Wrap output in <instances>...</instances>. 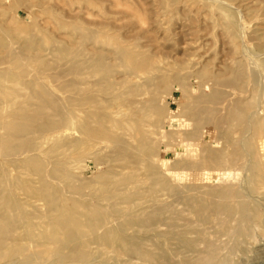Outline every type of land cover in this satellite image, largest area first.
I'll list each match as a JSON object with an SVG mask.
<instances>
[{
    "label": "rangeland",
    "instance_id": "rangeland-1",
    "mask_svg": "<svg viewBox=\"0 0 264 264\" xmlns=\"http://www.w3.org/2000/svg\"><path fill=\"white\" fill-rule=\"evenodd\" d=\"M178 261L264 264V0H0V264Z\"/></svg>",
    "mask_w": 264,
    "mask_h": 264
},
{
    "label": "bare ground",
    "instance_id": "bare-ground-1",
    "mask_svg": "<svg viewBox=\"0 0 264 264\" xmlns=\"http://www.w3.org/2000/svg\"><path fill=\"white\" fill-rule=\"evenodd\" d=\"M5 59H6V58H5ZM67 70H68V68H67ZM57 71H58V70H57ZM59 71H61V70H59ZM68 72H69V70H68ZM56 73H57V72H56ZM58 74H60V73H58ZM61 74H62V73H61ZM230 76H231V75H230ZM240 80H241V79H240ZM240 80H239V81H240ZM236 82H237V81H236ZM216 83H217V82H216ZM235 86H236V85H235ZM210 87H211L212 89H214V91H215V93H216V94H215V93H214V94L217 96L216 100H215V101L213 100V102L215 103V104H213V105H215L216 108H217V105L220 106L221 103H223V101L226 100V97H229V100L232 99L233 102L236 100V98L234 97V94H235V90H237V86L234 87V85H233L232 82H230V83L225 82V83H224V81H223V83L212 84V85H210ZM59 89H60V88H59ZM208 89H209V88H208ZM211 91H212V90H211ZM203 94H204V93H203ZM205 95H206V94H205ZM207 95H208V94H207ZM208 96H209V95H208ZM232 96H233V97H232ZM235 96H236V95H235ZM206 97H207V96H206ZM206 97H205V98H206ZM209 100H210V99H209ZM229 100H228V101H229ZM206 102H207V100H206ZM211 102H212V101H211ZM226 102H227V100H226ZM201 103H202V102H201ZM228 103H229V102H228ZM234 103H237V101L234 102ZM234 103H233V104H234ZM202 104H203V103H202ZM205 104H206V103H205ZM230 104H231V102H230ZM207 105H209V104H207ZM207 105H206V106H207ZM226 105H227V103H226ZM228 105H229V104H228ZM234 105H235V104H234ZM236 105H237V104H236ZM203 106H205V105L203 104ZM237 106H238V105H237ZM195 107L199 108V106H195ZM200 107H202V106H200ZM209 107H210V106H209ZM213 107H214V106H212V109L215 108V107H214V108H213ZM222 107H223V105H222ZM224 107H225V105H224ZM228 107H229V106H228ZM204 108H205V107H204ZM204 108L202 107L201 112H202V110H203ZM216 108H215V109H216ZM192 109H193V107H192ZM192 109H191V112H193ZM215 109H214V110H215ZM205 110H208V109L205 108ZM199 111H200V110H199ZM199 111H197L198 113H196V109H195L194 112L198 115V114L200 113ZM208 111H209V110H208ZM208 111H207V112H208ZM216 111H218V110H216ZM220 111H221V110H220ZM228 111H229V110H228ZM203 112H204V111H203ZM203 112H202V113H203ZM189 113H190V111H189ZM214 113H216V112H214ZM204 114H205V113H204ZM207 114H209V113H207ZM207 114H206V115H207ZM212 115H213V114H212ZM191 116H193V115H191ZM191 116H190V117H191ZM235 116H237V115H235ZM245 116H246V115H245ZM193 117H194V116H193ZM195 117H196V116H195ZM195 117H194V118H195ZM203 117H204V116H203ZM204 118H205V117H204ZM213 118H214V117H213ZM230 118H232V117L230 116ZM225 119H226V118H225ZM227 119H228V118H227ZM194 120H195V119H194ZM199 120H200V119L197 120L198 123H199ZM204 120H205V119H204ZM207 120L209 121V119H207ZM195 121H196V120H195ZM197 121H196V122H197ZM200 121H201V120H200ZM208 121H207V122H208ZM222 121H223V120H222ZM203 122H205V121H202L201 123H203ZM202 126H203V125H202ZM206 126H207V125H206ZM199 127H200V126H199ZM209 127H210V126H209ZM194 130H195V129H194ZM197 130H198V129H197ZM195 131H196V130H195ZM199 132H200V131H199ZM242 133H243V132H242ZM207 136H208V134H207ZM191 138H192V137H191ZM188 139H189V138H188ZM203 139H204V138H203ZM185 140H186V139H185ZM199 140H200V139H199ZM186 141H187V140H186ZM230 144H231V143H230ZM230 144H229V145H230ZM256 146H257V145H256ZM257 148H258V146H257ZM229 149H230V148H229ZM258 149H259V148H258ZM223 150H224V149H223ZM234 150H235V149H234ZM232 151H233V150H232ZM230 152H231V150H230ZM230 152H229V153H230ZM233 153H234V152H233ZM230 155H231V153H230ZM230 155H229V156H230ZM225 156H227V155H225ZM229 156H228V157H229ZM230 157H231V156H230ZM226 159H227V158H226ZM237 162H238V161H237ZM227 163H230V162H227ZM234 163H235V162H234ZM234 163H233V164H234ZM235 164H236V163H235ZM227 167H228V166H227ZM228 168H229V167H228ZM225 169H226V168H225ZM227 170H228V169H227ZM230 171H231V170H230ZM220 172H222V171H220ZM212 173H213V172H212ZM223 173H225V172H223ZM223 173H219L220 175H218V174H216V172H215L216 175L214 174V179H217L218 181L222 179V180L224 181V180L227 179L229 176L227 177V175H226V174L223 175ZM227 174H228V173H227ZM212 175H213V174H212ZM230 175H231V174H230ZM231 176H232V175H231ZM198 179H200V178H198ZM195 180H196V179H195ZM222 180H221V181H222ZM231 180H232V179H231ZM200 181H201V180H200ZM202 181H203V180H202ZM202 181H201V182H202ZM221 181H219V183H220ZM223 181L220 183V184H222V186H223L224 184L226 185V184L229 183V182H226V183H225V182H223ZM225 181H226V180H225ZM201 182H199V183L202 185ZM196 183H197V181H196ZM230 183H231V182H230ZM210 184H211V183H210ZM197 185H199V184H197ZM207 185H208V184H207ZM218 186H219V184H218ZM218 186H216V187H218ZM202 187H203V186H202ZM205 187H206V186H205ZM216 187H214V188L216 189ZM208 188H209V187H208ZM225 189H227V188H225ZM216 190L218 191V189H216ZM213 191H214V190H213ZM214 192H215V191H214ZM208 193H209V192H208ZM231 193H232V191L230 190V193H228V194H223L224 196H221V195H220V196H221L222 198H223V197L226 198V197H228V196H230V195L233 194V193H232V194H231ZM211 194H212V192H211ZM232 196H233V195H232ZM210 197H211V195H210ZM212 197H213V196H212ZM218 197H219V196H218ZM218 197H217V199H218ZM199 199H201V198H199ZM214 199H215V196H214ZM230 199H232V197H231ZM215 200H216V199H215ZM206 201H207V200H206ZM206 201H205V202H206ZM231 201H232V200H231ZM232 202H233V201H232ZM238 204H239V203H238ZM230 205H231V204H230ZM212 206H213V205H212ZM217 206L219 207V205H217ZM228 206H229V205H228ZM213 207H214V206H213ZM226 207H227V206H225V207H223V208L226 209ZM232 207H234V206L232 205ZM238 207H239V206H238ZM197 209H198V208H197ZM210 210H211V208H210ZM214 210H215V209H214ZM228 210H229V209H228ZM234 210L236 211V209H234ZM218 211H219V210H218ZM221 213H222V212H221ZM217 217H218V216H217ZM209 219H210V218H209ZM211 219H212V218H211ZM216 219H217V218H216ZM221 219H222V218H221ZM213 220H214V219H213ZM217 222H218V221H217ZM183 258H184V257H183ZM187 258H188V257H187ZM172 260H174V259H172ZM172 260H170V261H172ZM179 262H180V261H178V263H179ZM171 263H172V262H171ZM173 263H174V262H173ZM180 264H182V263L180 262Z\"/></svg>",
    "mask_w": 264,
    "mask_h": 264
}]
</instances>
